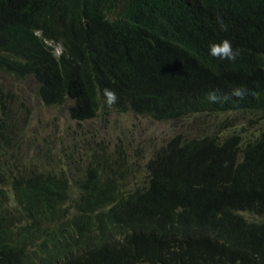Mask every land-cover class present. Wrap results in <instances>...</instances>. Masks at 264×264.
I'll list each match as a JSON object with an SVG mask.
<instances>
[{"label":"trees","instance_id":"1","mask_svg":"<svg viewBox=\"0 0 264 264\" xmlns=\"http://www.w3.org/2000/svg\"><path fill=\"white\" fill-rule=\"evenodd\" d=\"M225 38L235 61L209 55ZM0 72L33 78L48 105L71 100L78 123L264 112V0H0ZM238 86L243 99H207ZM15 103L0 82V264H264V126L247 139L180 132L143 169L102 146L72 171L75 158H4L2 143L20 141Z\"/></svg>","mask_w":264,"mask_h":264},{"label":"rangeland","instance_id":"2","mask_svg":"<svg viewBox=\"0 0 264 264\" xmlns=\"http://www.w3.org/2000/svg\"><path fill=\"white\" fill-rule=\"evenodd\" d=\"M60 48L58 47V52ZM0 82L17 93L23 104L16 105L19 146L7 147L9 156L15 152L17 162L26 165L48 161L46 153L55 168L66 165L68 158H75L66 170L79 171L86 168L90 154L101 151L105 158H119L135 167L144 168L145 163L162 145L180 132L189 136L201 135L206 131L217 133H240L249 138L264 126L263 111H233L220 114H196L188 117L159 120L146 114L132 111L109 110L100 116L78 123L72 114V101L59 105L44 103L36 93L33 78L18 80L12 75L0 72ZM15 108V107H14ZM3 149H0L2 156ZM11 161L10 164H13ZM12 170L14 166L7 167ZM71 210L73 201L67 202Z\"/></svg>","mask_w":264,"mask_h":264},{"label":"clouds","instance_id":"3","mask_svg":"<svg viewBox=\"0 0 264 264\" xmlns=\"http://www.w3.org/2000/svg\"><path fill=\"white\" fill-rule=\"evenodd\" d=\"M217 24L224 31H227L228 26L224 22V19L220 16H217ZM58 47L60 51L58 52ZM57 47V54L61 52V46ZM209 55L220 60L235 61L239 55L237 50H234L232 42L228 39H223L219 42H211L209 44ZM248 89L243 86H238L231 89L230 94H219V90H213L208 92L207 99L212 103H224L229 100L231 97H236L238 99H243L248 94ZM104 103L111 107L116 104L118 96L113 89L104 88L103 89Z\"/></svg>","mask_w":264,"mask_h":264}]
</instances>
